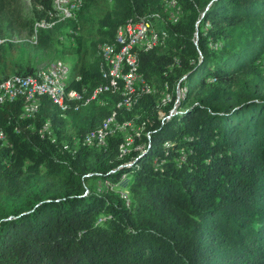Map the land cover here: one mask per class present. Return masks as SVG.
Returning <instances> with one entry per match:
<instances>
[{"label":"trees","instance_id":"obj_1","mask_svg":"<svg viewBox=\"0 0 264 264\" xmlns=\"http://www.w3.org/2000/svg\"><path fill=\"white\" fill-rule=\"evenodd\" d=\"M78 1L35 45L56 51L70 29L72 68L54 64L85 105L43 96L28 117L23 100L0 103V264H264V0ZM30 2L26 17L0 0V39L56 18L53 0ZM133 18L160 29L137 49L150 94L91 100L105 84L92 54ZM0 64V84L39 71ZM111 117L127 136L87 143Z\"/></svg>","mask_w":264,"mask_h":264},{"label":"bare ground","instance_id":"obj_2","mask_svg":"<svg viewBox=\"0 0 264 264\" xmlns=\"http://www.w3.org/2000/svg\"><path fill=\"white\" fill-rule=\"evenodd\" d=\"M174 5L175 4L172 3V7ZM80 7L81 2H79L78 0H66L63 7L57 3V0H53V8L56 12V18L50 21L38 22L35 26V34L32 39L36 42V36L39 30H50L57 26L59 23L74 19L75 14L79 11ZM139 21L143 24V26L149 28L150 40H147L142 45H134L136 44V28ZM164 40L165 34L163 33L162 41L164 42ZM160 43L161 42H159V39L157 37L156 29L151 22L145 21L144 19L135 18L128 20L125 29L119 33L115 43L104 44L100 47L99 55L102 58L105 68L101 71V73L102 78L105 80V84L100 88H97L91 100L98 99V95L106 92L121 93L124 99H131V97L136 96L140 92L144 94H150V90L147 87L142 88L140 92L138 91V88H141V82L143 84V78L140 75L139 79L141 82H138L139 72L137 71V69H139L140 64L137 56V49L146 50L147 47L152 49L154 46H157ZM126 54L128 55V61H124V65H119V63H121L123 59V56H125ZM51 69H53V74H48ZM69 73V68L66 65L54 64L49 66V68H47L46 70L38 71L32 76L11 77L0 84V99H2L0 100V103L2 104L12 102V97H6V95H8V92H10L12 88L16 86H23V83H25L26 92L33 94H28V98L14 97L13 102L18 101L19 99L23 100L25 103L24 111L26 116L28 117H33L37 113L39 108V100L43 96L49 97L53 101L54 105L62 111L68 109L67 106L68 103L70 104V102L83 103L85 105L82 94H79V92L76 93L66 91V81ZM35 78H37L38 80V89L52 88L53 91L49 92L48 90H34ZM65 95L69 96L66 97ZM139 95H141V93ZM126 107L129 108L131 107V105L127 104ZM126 124H121L111 117L109 120L103 123L102 127L99 130L89 134V136L87 137V143L97 144L99 147L104 146L106 139L109 136L114 135L118 132H125L127 127ZM0 139H4V135L2 133H0ZM97 140H100V142H98Z\"/></svg>","mask_w":264,"mask_h":264},{"label":"rangeland","instance_id":"obj_3","mask_svg":"<svg viewBox=\"0 0 264 264\" xmlns=\"http://www.w3.org/2000/svg\"><path fill=\"white\" fill-rule=\"evenodd\" d=\"M22 4H23V11H24L25 16L29 17L32 11V5H31L30 0H22ZM105 5L111 7L113 5V2L109 0L105 3ZM104 6L98 7L96 11L100 10V8L103 9ZM154 26L157 30H160L159 28L156 27V25ZM45 30H49V29H45ZM69 32L71 31L68 28H63L61 33L57 32L56 38L58 40H63V43L65 44V46L57 43L56 51H53V52L38 48L35 45V40L29 37L26 33L11 32L5 35L8 38L0 39V41L7 40V42H0V44L4 46L3 48H0V56H2V58L5 60L6 63L8 62L9 63L10 62L19 63L22 61L25 62L27 59L32 60L35 63L37 70L39 71L46 70L47 68H49V66L54 65L55 60H57L58 62L61 61V63L64 62L63 64L66 63L68 67L72 68V63L75 60V56L70 54L69 47H73L74 42H72L70 36L67 35ZM91 41L92 39L89 40L88 42H91ZM9 43H13L15 45V49L10 50ZM99 57L100 55L98 51L94 52L91 57L92 62L93 63L98 62ZM2 68H3V65L0 64V70ZM13 75L15 74L12 73L10 76H13ZM165 98L168 100V95H166ZM126 125H127L126 131L123 133L127 136L128 134L127 129L130 128L132 124L127 123Z\"/></svg>","mask_w":264,"mask_h":264},{"label":"built area","instance_id":"obj_4","mask_svg":"<svg viewBox=\"0 0 264 264\" xmlns=\"http://www.w3.org/2000/svg\"><path fill=\"white\" fill-rule=\"evenodd\" d=\"M65 1L66 0H57V3L63 7L65 4ZM171 9H174V11H177V9H179V8H178V5H174ZM147 40H150L149 28L146 26H143V24L139 21L137 28H136V44H134V45H142ZM124 61H128V55L127 54L125 56H123V59H122L121 63H119V65H124ZM53 69H51L50 72H48V74H53ZM37 81H38L37 78H35L34 90H48L49 92L53 91L52 88L38 89L37 88ZM138 82H141L139 79V74H138ZM141 85H142V82H141ZM28 94H33V93H27L26 92V84L23 83V86H16V87L12 88V90L10 92H8V95H6V97H12V103H13L14 97L28 98ZM65 96L68 97L69 95H65ZM0 100H2V99H0ZM5 141H7V140H5ZM97 141L100 142V140H97Z\"/></svg>","mask_w":264,"mask_h":264}]
</instances>
